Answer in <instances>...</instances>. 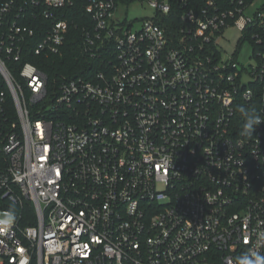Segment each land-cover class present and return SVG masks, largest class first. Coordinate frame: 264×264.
<instances>
[{
    "label": "built area",
    "instance_id": "1",
    "mask_svg": "<svg viewBox=\"0 0 264 264\" xmlns=\"http://www.w3.org/2000/svg\"><path fill=\"white\" fill-rule=\"evenodd\" d=\"M242 107L264 120V0H0V264H235L264 231Z\"/></svg>",
    "mask_w": 264,
    "mask_h": 264
},
{
    "label": "clouds",
    "instance_id": "2",
    "mask_svg": "<svg viewBox=\"0 0 264 264\" xmlns=\"http://www.w3.org/2000/svg\"><path fill=\"white\" fill-rule=\"evenodd\" d=\"M240 111L244 119L240 135L244 138H250L253 136L256 127L264 120L260 118L255 110L242 107ZM14 222L15 214L10 211L4 219L0 220V226L10 227ZM262 248H264V231L257 235L252 247L236 257L235 264H264V254L259 251Z\"/></svg>",
    "mask_w": 264,
    "mask_h": 264
},
{
    "label": "rangeland",
    "instance_id": "3",
    "mask_svg": "<svg viewBox=\"0 0 264 264\" xmlns=\"http://www.w3.org/2000/svg\"><path fill=\"white\" fill-rule=\"evenodd\" d=\"M153 15L152 9L147 4L140 2L135 3L129 10H127V16L129 21H136L135 26L139 27L141 22L149 16ZM241 38V32L235 28L229 30L226 34V39L221 42L222 47L226 50L223 55L227 56L231 53H235L239 48V42ZM252 47L250 43H243L240 48L239 60L246 64H252L253 58L251 57Z\"/></svg>",
    "mask_w": 264,
    "mask_h": 264
},
{
    "label": "trees",
    "instance_id": "4",
    "mask_svg": "<svg viewBox=\"0 0 264 264\" xmlns=\"http://www.w3.org/2000/svg\"><path fill=\"white\" fill-rule=\"evenodd\" d=\"M68 45L67 53L61 60V70L67 74H80L87 67V60L81 55L80 36L78 31H72Z\"/></svg>",
    "mask_w": 264,
    "mask_h": 264
}]
</instances>
